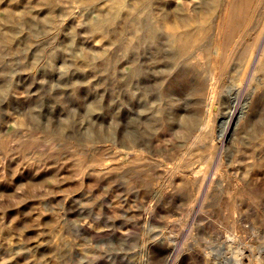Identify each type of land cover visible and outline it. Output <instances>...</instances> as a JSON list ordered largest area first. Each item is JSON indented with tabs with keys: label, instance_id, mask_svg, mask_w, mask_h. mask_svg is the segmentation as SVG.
Wrapping results in <instances>:
<instances>
[{
	"label": "rangeland",
	"instance_id": "374dc122",
	"mask_svg": "<svg viewBox=\"0 0 264 264\" xmlns=\"http://www.w3.org/2000/svg\"><path fill=\"white\" fill-rule=\"evenodd\" d=\"M159 6L195 13L0 0V264H264V74L244 68L264 0L238 52L225 44L211 108L215 26L178 57ZM238 89L245 114L222 139ZM208 116L215 157L196 139Z\"/></svg>",
	"mask_w": 264,
	"mask_h": 264
},
{
	"label": "bare ground",
	"instance_id": "6f19581e",
	"mask_svg": "<svg viewBox=\"0 0 264 264\" xmlns=\"http://www.w3.org/2000/svg\"><path fill=\"white\" fill-rule=\"evenodd\" d=\"M188 1L190 3L195 2V8H194L195 13L193 14H182L179 10H173V9H171L170 12H167L164 11L163 10L164 8H161L160 6L157 11L156 9H154L153 15L155 17V26L153 30L155 29V31L156 30L161 31L162 29H164V31L167 33L168 36L167 37L168 42L172 46L177 47L178 49L177 56L181 57V55H183L184 53H188L186 48L188 47L187 45L189 44V42L194 43L196 41L203 39L206 33L209 32L213 26H215L214 28L216 29V34L213 43V51H212V53L214 54V69L211 71L210 74L208 103H207V106L211 108L217 96V90L214 83V80L216 78L215 70L219 69L221 74H223L224 70L226 69L227 62L230 60V57L226 56V54L222 52L224 51L225 44H227V42L229 44L234 42V47L230 49V52L231 54H235L238 52L236 48L237 46H239L244 42L247 34V26L245 27L244 30L240 32L238 31L236 33V31L238 30L243 20L246 22V24L252 22L255 13H257L261 8L263 0H254L252 2L251 0H210L204 2L201 6L198 7L196 6L197 4H199L198 0H188ZM252 7H253L254 16H247L248 9L249 8L251 9ZM217 11H219L220 14L218 16V19L216 20L217 16L215 14ZM261 15L262 17L259 19V22L262 25L259 33L257 34L258 37L257 39L261 38L264 31V12H262ZM193 23H197L198 26L192 29L190 28V26H192ZM164 24L169 30H171L172 28V31L174 33H169ZM178 29H181V31H177ZM193 35L196 37H194ZM257 41L259 42V40ZM257 41H253L250 44V46L246 48V51L249 56L247 57V64L244 65L245 66L244 68H246V72H247L251 64L254 63V70L256 72H263L264 74V44H263V48L260 50L261 51L260 55L256 58L255 56L259 49V43ZM220 60L223 61L221 64H220ZM245 74L246 73H244V75ZM253 78L254 76L251 77L250 83L252 82ZM242 79L243 78L240 79L241 82H243ZM259 80L264 85V81H263L264 78H260ZM238 85L241 86V83ZM242 93H243L242 90L238 89L235 92L234 96L228 97L229 112H228L227 124L219 134V137L222 139L226 137L227 133L231 129L234 128L235 130L237 128L241 116L245 114V112L243 111V102L246 98V94H242ZM204 125L209 129L210 131V132L208 131L209 134L204 135L202 133L201 135H197L196 139L199 140L203 138L205 140L208 138L211 142L210 149L212 151L213 157H215V155L218 152L217 150L218 146L215 143L217 137L214 134L213 128H211V119L209 116L206 118ZM135 155L138 156V158L137 157L135 158L143 159V154H135ZM126 157L128 158L129 156ZM203 171H204L203 173H206L205 169H203ZM173 251L174 250L172 248L169 249L168 255L170 256ZM169 263H170L169 259H166V264Z\"/></svg>",
	"mask_w": 264,
	"mask_h": 264
}]
</instances>
